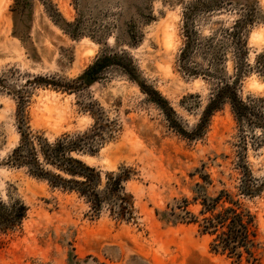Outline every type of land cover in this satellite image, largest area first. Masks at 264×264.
<instances>
[{
    "label": "rangeland",
    "instance_id": "rangeland-1",
    "mask_svg": "<svg viewBox=\"0 0 264 264\" xmlns=\"http://www.w3.org/2000/svg\"><path fill=\"white\" fill-rule=\"evenodd\" d=\"M190 3L202 39L251 5L247 61L255 66L264 0H0V196L28 209L15 232L0 233V264H264V130L239 125L230 104L205 118L210 57L194 55L197 75L180 67ZM105 56L97 79L78 86ZM225 72L234 74L233 59ZM239 93L264 98V76L252 69ZM23 100L33 135L82 137L72 155L101 172L100 190L109 174L126 172L133 220L107 205L96 214L76 193L10 165ZM221 191L255 218L253 258L216 252L202 233V204Z\"/></svg>",
    "mask_w": 264,
    "mask_h": 264
},
{
    "label": "trees",
    "instance_id": "trees-1",
    "mask_svg": "<svg viewBox=\"0 0 264 264\" xmlns=\"http://www.w3.org/2000/svg\"><path fill=\"white\" fill-rule=\"evenodd\" d=\"M241 6L243 9L241 19L234 21L231 26L212 30L209 37L202 39L190 27L189 21L196 12V7L190 3L188 12L185 14L187 42L181 54L180 67L187 74L197 75L199 70L191 66L194 55L202 54L207 58L210 57V70L202 71L204 76L210 77V80L215 82V88L211 94L205 118H211L225 104H230L239 125L264 130V98L249 97L244 100L239 93L242 79L252 69L264 76V54L259 56L255 66L247 61L248 29L254 23L255 14L251 5ZM230 59H233L235 63L233 75L225 72L226 64ZM109 60L107 56L99 59L84 73L83 79L76 80L75 83L81 86L82 81L88 79L89 82L95 81L98 74L103 71L101 68L104 62ZM159 101L158 104H160ZM26 104L23 100L18 114L21 139L9 156L10 165L27 169L34 177L46 180L54 189L76 193L91 205L96 214H100L107 205L116 217L133 220V204L124 194L122 187L123 182L128 179L126 172L109 174L105 188L100 190L101 172L72 155L73 152L84 149L82 137L66 135L55 141H49L41 136L33 135L26 122ZM204 122L203 120V124ZM203 124L200 128L204 126ZM243 175L246 184L242 187V191L250 193L252 191L250 184L253 182L246 168ZM202 205L203 219L200 227L203 234L214 237V250L242 257L243 252L239 250L244 249L249 257L253 258L254 253L251 247L254 246L253 237H255L254 216L246 212L242 205L234 201L233 196L226 191H221L216 198L205 199ZM181 210L185 211L186 215H191L185 208ZM27 211V207L21 201L6 202L0 196V233L15 232L26 218ZM193 218L196 219L192 216L191 220Z\"/></svg>",
    "mask_w": 264,
    "mask_h": 264
}]
</instances>
